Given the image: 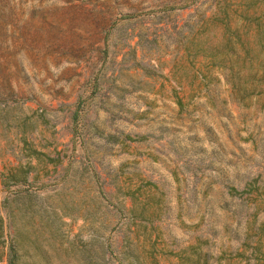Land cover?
<instances>
[{"label":"rangeland","instance_id":"obj_1","mask_svg":"<svg viewBox=\"0 0 264 264\" xmlns=\"http://www.w3.org/2000/svg\"><path fill=\"white\" fill-rule=\"evenodd\" d=\"M12 242L264 264V0H0V264Z\"/></svg>","mask_w":264,"mask_h":264},{"label":"trees","instance_id":"obj_2","mask_svg":"<svg viewBox=\"0 0 264 264\" xmlns=\"http://www.w3.org/2000/svg\"><path fill=\"white\" fill-rule=\"evenodd\" d=\"M258 24V23H257ZM257 34H261V29H259V25L257 26ZM235 88V87H234ZM237 92H240V91H245L244 88H239L236 90ZM10 179L13 180V181H21V180H24L25 178L24 177H21V178H17L15 177L14 175L10 176ZM133 211V210H131ZM98 247H99V250H100V253L101 255H104L106 252L109 251V253L112 252V249L110 247V243L109 242H103V241H100L99 244H98ZM18 259V254H17V249L15 247V244H13L12 242V245H10L9 247V258H8V262L9 264H16L15 261ZM106 264V262H105Z\"/></svg>","mask_w":264,"mask_h":264}]
</instances>
